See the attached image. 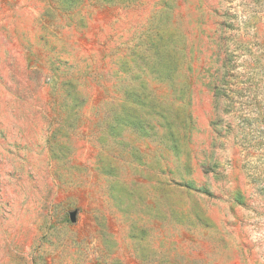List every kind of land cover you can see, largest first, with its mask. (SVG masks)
<instances>
[{"label":"rangeland","instance_id":"374dc122","mask_svg":"<svg viewBox=\"0 0 264 264\" xmlns=\"http://www.w3.org/2000/svg\"><path fill=\"white\" fill-rule=\"evenodd\" d=\"M163 1L0 0V264H264V196L207 86L226 3L177 0L175 69Z\"/></svg>","mask_w":264,"mask_h":264},{"label":"trees","instance_id":"16d2710c","mask_svg":"<svg viewBox=\"0 0 264 264\" xmlns=\"http://www.w3.org/2000/svg\"><path fill=\"white\" fill-rule=\"evenodd\" d=\"M220 2L226 3L221 14L211 9V15L221 22L213 23L207 37L208 50L212 52V65L205 69L207 86L213 93L214 105L222 106L234 123L250 181L264 196V0ZM176 3L177 0H164L155 17L159 22V43L165 49L163 56L178 69L179 59L186 58L185 51L190 49L188 32L171 30V24L179 28L183 21H170V14L177 19L173 12ZM196 13L203 24L201 4ZM164 71L163 80L167 81L173 73L169 63ZM239 199L237 195L236 200Z\"/></svg>","mask_w":264,"mask_h":264}]
</instances>
